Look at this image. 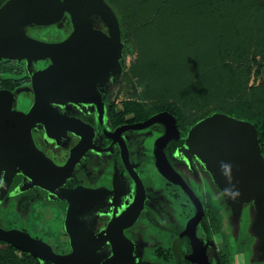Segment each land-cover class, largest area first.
<instances>
[{"label":"water","instance_id":"obj_1","mask_svg":"<svg viewBox=\"0 0 264 264\" xmlns=\"http://www.w3.org/2000/svg\"><path fill=\"white\" fill-rule=\"evenodd\" d=\"M66 16L71 32L60 42H42L26 33L28 26L49 27ZM124 51L118 18L105 0H7L0 6V61H24L27 70L32 63L48 62L45 68L30 72L33 102L26 113L13 109L12 91L0 90V205L6 196H16L34 187L53 194L72 176L88 151H100L92 143V127L63 115L58 108L67 99L91 96L98 81L104 84L110 73L120 74ZM100 106L102 113L101 102ZM156 124L163 126L164 134L154 143V166L164 179L182 188L195 209L181 232L191 244L192 254H182L181 258L186 263L210 264L207 245L196 235L197 226L205 220L203 206L163 152L166 144L180 135L175 117L163 111L120 132L143 130ZM39 125H44L41 131L45 138L58 131L79 138L63 165H56L36 147L31 131ZM181 144L185 153L194 155L217 178L236 211L244 203L257 199L264 212V157L253 124L214 113L193 124ZM129 173L136 185L134 200L120 216L111 219L105 236L95 235L89 227L84 230L77 224L84 215L82 193L92 192L77 188L63 196L68 202L64 231L69 237V253L57 254L44 241L18 229L0 227V241L34 257L40 264H144L142 252L135 253L134 243L123 234L124 229L137 222L144 209V187L135 174L134 177ZM19 175L25 180L10 191ZM206 224L204 221L210 236ZM256 229L264 235V214ZM105 243L111 246L110 254L101 251Z\"/></svg>","mask_w":264,"mask_h":264},{"label":"trees","instance_id":"obj_2","mask_svg":"<svg viewBox=\"0 0 264 264\" xmlns=\"http://www.w3.org/2000/svg\"><path fill=\"white\" fill-rule=\"evenodd\" d=\"M7 0H0V6ZM121 29L124 56H136V45L145 39L152 46V91L158 100L152 110L142 101L123 105V113L142 121L166 111L187 130L214 113L253 124L264 157V81L248 87L249 62H264V3L259 0H105ZM140 19L132 35V21ZM16 63L14 61H11ZM21 75L24 70L7 68ZM5 68L0 73L6 72ZM124 72V71H123ZM124 75V73H123ZM123 75L121 79L123 80ZM125 77V75H124ZM29 77L0 82V89L22 86ZM10 88V89H11ZM155 97V99L157 98ZM199 114L185 120L184 108ZM113 107V105H112ZM112 118V117H111ZM0 264H40L37 259L0 241ZM49 264V263H44ZM219 264H227L219 255Z\"/></svg>","mask_w":264,"mask_h":264},{"label":"rangeland","instance_id":"obj_3","mask_svg":"<svg viewBox=\"0 0 264 264\" xmlns=\"http://www.w3.org/2000/svg\"><path fill=\"white\" fill-rule=\"evenodd\" d=\"M259 1L264 3V0ZM131 23L133 37L138 35L143 39L148 36L142 34L140 30L135 31V27L140 23L138 17ZM70 32L71 25L67 16L58 24L49 27H26L29 37L46 43L60 42ZM132 40L135 42L137 55L126 54L125 56L123 72L125 77L123 75V80L121 79L117 105L120 108L124 103L136 100L142 101L148 110H152L155 102L162 100H158V91L151 89V71L146 70L145 65L152 66V63L157 61H153L157 55H152L153 48L145 39L139 46L136 45L134 38ZM256 61L257 63L249 62L248 87L256 86L264 81V62L260 60V57H257ZM47 64V61L32 63L29 71L24 62V65L21 64L24 72L18 75L7 69L11 67L17 70L18 62L2 60L0 70L5 68L6 72L0 73V82L17 80L22 76L29 77L30 72L44 68ZM8 88L14 94V110H26L31 106L33 97L30 84L26 83L14 88L8 86ZM183 110L187 123L193 120L191 118L196 114L199 115L195 106L185 107ZM157 127V124L152 125L143 130L134 131V134L145 143L150 137L156 135ZM144 148L140 150L142 153ZM176 167L185 174L205 204L210 236L206 233L207 237L204 238V233L199 228L196 230L199 240L208 245L209 249L207 248L206 254L210 264H219V255L227 264H264V235L259 234L256 229L257 221L264 214L261 203L253 199L244 203L240 211H236L229 203L227 193L220 186L217 178L202 162L198 161L194 164L195 170L192 168V174L190 170L182 167L180 161L177 162ZM93 170L96 174L103 172V169L99 167ZM141 170L144 171V178H148L147 183L159 190V204L162 206L158 212L147 210L134 225L139 227V236L136 240L139 243L137 244L141 245L142 261L144 264H185L181 255L188 251V247H186V238L182 236L181 231L185 228L188 217L193 211L191 207H187L188 201L178 193L176 187L169 186L161 176L158 178L154 171L147 168H141ZM161 186L167 190H160ZM171 191H175L178 197H170ZM43 195L42 191L31 189L16 196H6L0 205V227L4 229L16 227L19 230H26L33 238L47 243L55 253L62 254L68 249L63 228L65 205L61 201L46 200ZM204 239L208 240V243ZM210 240H213V243L210 244Z\"/></svg>","mask_w":264,"mask_h":264},{"label":"flooded vegetation","instance_id":"obj_4","mask_svg":"<svg viewBox=\"0 0 264 264\" xmlns=\"http://www.w3.org/2000/svg\"><path fill=\"white\" fill-rule=\"evenodd\" d=\"M18 63L24 65V61ZM123 71L124 64L120 74H117L116 72L110 73L104 84H102V81H98L97 90L96 92L91 91V96L86 98L79 96L77 98L73 97L71 100L67 99L66 102H64V105L58 108L60 113L63 115L82 121L92 127L94 133L92 143L93 145L100 147V151H88L75 166L72 176L53 194H49L47 191L38 187L32 188L42 191L44 194L43 197L46 200L61 201L64 203L65 215L66 208L68 206V202L63 197L65 193L70 194L69 192H72L77 188L91 190V193H82V199L85 207L83 211L84 215L82 214L83 217L79 219L80 224H77L84 230L89 227L95 235L102 234L105 236L107 225L111 219L113 217L120 216L122 212H124L125 209L133 202L136 185H134L129 172H131L133 176L135 174L144 187V193L142 194V196H144V209L139 218L141 215H144L147 210H155L158 212L162 209V206L159 204V190L147 183L148 178H144V171H142L141 168H147L154 171L158 178L161 176L154 166V143L157 138L164 134V128L162 125L157 124L158 127L156 135L152 138L150 137V139H148L145 143L144 140L135 136L134 131L138 130H122L120 132V129L127 128L137 123H142L151 116L157 114L155 113L142 121L134 120V116L132 114L122 115L124 111L123 106L118 108L117 96ZM28 84H30V78ZM100 102L102 103V113L101 106L99 107ZM29 108L21 111L26 113ZM43 127L44 125H39L32 129L31 134L33 141L38 149L44 152L45 155L48 156L56 165L61 166L68 159L70 149L78 143L79 138L70 133L63 135L59 131L52 133L51 138H45V135L41 131L43 130ZM177 128L180 132L179 137L166 144L163 148V152L172 168L180 175L183 181L201 202L205 215L204 221L206 222V208L204 202L198 196L185 174H183V172L176 167L177 162L180 161L182 167H184L185 170H190V173L192 174V168L195 170L194 164L199 161L194 155L185 153V149L183 147L184 145L181 144V141L184 139V136L190 127L185 131L181 129L177 123ZM53 139L55 142L52 141ZM56 142L58 146H56ZM121 148H123V152L121 151ZM142 148H144L143 153L140 151ZM90 167L92 169H90ZM95 167L103 169V172H98L97 174L94 173L93 168ZM24 180L25 178L22 175L16 177L10 191L20 185ZM164 180L169 186H172L173 188L176 187L178 193L184 196V198L188 201L187 207H191V210L193 211L188 217L189 220L193 217L195 209L188 195L180 186L172 184L166 179ZM160 190L166 191L167 189L161 186ZM95 191L97 192L94 193ZM174 192L175 191H171L170 197L177 198L178 194H175ZM73 198H75V196H73ZM204 221H202L197 228L204 233L205 238L208 234L206 236L207 232L205 230ZM78 225H76V228ZM134 225L124 229L123 234L134 243V252L136 253L140 251L141 245H138V240H136V237L139 236V227H135ZM7 229H16V227H9ZM17 229L19 230V228ZM20 231L27 232L22 229H20ZM65 235L67 238L68 249L62 254H67L71 251L69 246V237L66 233ZM196 235L198 237L197 230ZM184 238H186V247H188V251L184 255H190L192 254V246L187 237ZM205 240L206 239H204V241ZM205 242L208 243V240ZM203 245L205 246V244ZM207 246L206 253L209 249ZM101 251L110 254L111 246L105 243V245L101 248ZM185 264L187 263L185 262Z\"/></svg>","mask_w":264,"mask_h":264}]
</instances>
